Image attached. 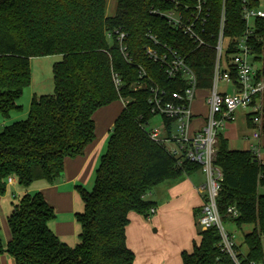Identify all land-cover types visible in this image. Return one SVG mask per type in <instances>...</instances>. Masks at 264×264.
I'll return each instance as SVG.
<instances>
[{"label": "trees", "instance_id": "obj_1", "mask_svg": "<svg viewBox=\"0 0 264 264\" xmlns=\"http://www.w3.org/2000/svg\"><path fill=\"white\" fill-rule=\"evenodd\" d=\"M192 6L193 0H180ZM243 0H207L209 46L197 48L182 32L152 10L166 12L174 4L165 0H117V11L107 16V0H0V117L9 120L23 110L19 101L31 86L30 61L59 56L53 65L54 94L34 96L24 120L0 131V193L8 178L17 180L24 192L19 206L9 216L11 241L0 255L12 256L16 264H134L127 245L131 213L146 220L156 208L150 196L155 187L169 180L201 171L189 162L179 164L160 144L151 140L144 124L152 119L149 93L134 92L139 67L161 89L183 88L168 80L160 64L146 56L154 48L147 34L176 50L194 69L200 89L210 88L216 59L210 37L219 30L225 12V37L242 36ZM256 5L257 0H250ZM128 34L131 63L123 57L114 31ZM113 34L108 40L106 33ZM234 52L233 48L227 55ZM257 52H260L258 49ZM123 85L115 87L113 74ZM261 75H264L262 70ZM127 108L116 120L106 152L96 170L91 191H76L84 207L75 217L80 227L78 243L71 247L53 232L56 211L40 192L30 193L37 181L54 185L62 176L67 158L82 156L95 139V112L116 101ZM249 151L231 150L219 139L217 166L223 173L217 207L223 223L241 228L247 254L237 251L238 264H264V162L257 163ZM262 192H261V191ZM234 208L238 217L229 215ZM200 242L183 264H237L222 250L217 227L199 229Z\"/></svg>", "mask_w": 264, "mask_h": 264}, {"label": "built area", "instance_id": "obj_2", "mask_svg": "<svg viewBox=\"0 0 264 264\" xmlns=\"http://www.w3.org/2000/svg\"><path fill=\"white\" fill-rule=\"evenodd\" d=\"M165 1L173 3L174 8L166 12L152 10V13L165 18L171 27L192 40L197 48L209 46L207 25L210 9L207 0H193L192 6L180 0ZM242 19L246 24L242 36L227 38L223 10L218 32L210 35L216 40L212 46L216 59L210 88L200 89L197 74L187 64L186 58L176 50L161 44L150 33L147 36L154 48H146V56L160 64L168 80H177L184 87L174 92L161 89L142 67H139L138 79L132 85L134 92L145 90L149 93L148 103L152 119L160 117L158 127L147 129L152 119L143 125L151 140L162 145L179 164L189 162L200 166L206 182L198 189L204 201L198 224L202 231L211 227L219 229L222 250L237 264L234 237L224 228L217 207L223 173L216 162L219 139L221 136L224 138L220 130L227 123L235 121V113L238 110L246 112L245 117L252 130L251 137L246 140L256 144L249 152L254 155L255 162H264V75L260 73L264 70V0H257L256 5L250 0H243ZM114 34L123 57L131 63L126 45L128 34L120 30H115ZM106 36L108 40L113 38L111 32H107ZM230 48H233L234 52L227 55ZM258 49L260 52H257ZM113 81L119 90L123 85L121 77L114 73ZM221 85L224 90H220ZM200 90L207 93L208 112L204 126L191 132L195 117L192 105ZM120 101L124 102L125 110L127 102ZM14 180L15 178L9 177L8 184L12 185ZM155 212V208L150 211V218ZM228 213L238 217V212L232 207L228 209Z\"/></svg>", "mask_w": 264, "mask_h": 264}, {"label": "crops", "instance_id": "obj_3", "mask_svg": "<svg viewBox=\"0 0 264 264\" xmlns=\"http://www.w3.org/2000/svg\"><path fill=\"white\" fill-rule=\"evenodd\" d=\"M206 97L207 93H197L192 105L195 117L191 132L197 131L205 124L208 112ZM119 102L121 105L116 101L95 112L94 141L86 147L82 156L65 160L63 174L54 185L37 181L31 186L34 188L29 189L30 193L36 191L42 193L48 204L54 208L56 214L58 213V220L55 219L54 228L53 223L51 228L61 241L75 236V225L72 221H74V214L78 213L79 199L77 197L79 195L76 188L93 186L96 170L101 157L106 152L110 133L125 108L124 102ZM242 116L245 118L244 113ZM246 123L248 126L247 120ZM246 138L243 139L245 150L250 151L256 144L248 142ZM225 139L228 141L227 138ZM203 176V173L199 171L176 180L163 182L155 187L149 198L155 203L156 212L149 220L131 213L126 233L127 245L135 255L134 264H183L182 255L193 252L195 243L200 242L197 216L204 201L198 189L205 185L206 179ZM13 185L18 186L16 179ZM19 190L23 195L24 192L20 188ZM60 214L64 215L62 220L59 219ZM231 226L234 225H229ZM246 254L247 252L244 255Z\"/></svg>", "mask_w": 264, "mask_h": 264}, {"label": "rangeland", "instance_id": "obj_4", "mask_svg": "<svg viewBox=\"0 0 264 264\" xmlns=\"http://www.w3.org/2000/svg\"><path fill=\"white\" fill-rule=\"evenodd\" d=\"M117 11V0H107V9L106 13L107 16L112 17L116 14ZM59 56H52V57H44V58H34L30 61L31 67V86L27 88L23 94V97L19 101V104L23 107V110L18 113H12L11 118L9 120H3L0 117V131L3 129L5 125L11 124L14 121L24 120L28 116V111L30 108V103L34 96H51L54 94V79H53V65L60 61ZM224 86H220V90H224ZM199 92L206 93L203 90ZM201 97V96H200ZM119 105L121 103L117 101ZM244 113L243 110H238L235 113V121L232 123H227L224 128L220 130V133L228 139L229 148L231 150H238V151H246L245 148V141L243 140L246 137H251L252 130L247 126L246 117L244 118L242 114ZM246 113V112H245ZM244 113V115H245ZM160 126V117H154L151 122L150 126L147 128L148 130L152 127ZM204 175V174H203ZM204 179L205 176H203ZM94 186V184H93ZM93 186L90 188L83 187L84 189L91 191ZM34 187H30L32 190ZM261 191V190H260ZM37 192V191H36ZM262 192V191H261ZM35 193V192H34ZM22 194L20 193L19 187L14 186L13 184H8L6 191L4 193H0V241L4 248L8 247V244L11 241V232L9 227V216L10 214L19 206L21 201ZM79 199L77 204V211L80 212L83 210L84 204L83 201ZM200 215V214H199ZM197 216V221L199 218ZM64 215H59V219L62 220ZM58 220V213L57 219ZM60 222V221H59ZM72 223L75 225V236L66 238L68 245L71 247L76 246L78 243V236L80 232L79 224L77 223L75 214H74V221ZM230 223H224V228L226 231L232 232L234 236V241L239 249L242 251L241 253L247 252V247L244 245V235L250 233L253 229L252 225H242L241 228L237 226H231ZM54 228V223L52 224ZM200 229V226L199 228ZM0 264H16L15 260L12 256L5 253L0 255Z\"/></svg>", "mask_w": 264, "mask_h": 264}]
</instances>
